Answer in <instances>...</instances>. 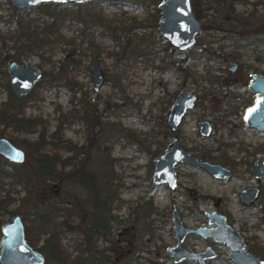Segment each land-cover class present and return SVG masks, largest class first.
Wrapping results in <instances>:
<instances>
[{"label": "rangeland", "instance_id": "1", "mask_svg": "<svg viewBox=\"0 0 264 264\" xmlns=\"http://www.w3.org/2000/svg\"><path fill=\"white\" fill-rule=\"evenodd\" d=\"M95 1L100 2L104 15L113 20L110 27L95 22L90 26V13L97 9L93 4ZM143 1H49L17 8L9 0H0V107L8 99L5 70L10 59L36 64L44 75L63 69L70 81L42 82L33 87L36 101L24 108L26 118L38 120L31 130L0 122V134L24 151V161L17 165L0 154V173L7 175L0 194L4 195L7 190L13 197L7 207L0 209V237L2 224L14 215L24 216L27 224V217L33 218L35 209L62 196L69 202L67 213L57 218V224L65 230L61 243L70 257L87 256L89 248L82 242V231L91 225L95 213H100L98 209L112 191L115 194L109 204L110 232L96 241L99 249L109 251L106 264H134L135 261L139 264H174L167 250L175 242L170 219L173 203L184 223L190 226L206 224L205 210L217 209L227 214L231 223L244 234L248 249L264 258V177L256 179L250 172L254 161L264 156V133L246 126L242 119L244 108L253 102L257 93L239 80L247 69L254 68L264 74V31L255 29L264 23L261 22L264 20V0H197L203 3L198 4L197 17L204 24L214 14L229 12L226 8L230 4L232 18L240 14L254 23L238 25L233 31L230 27L226 29L228 31H202L187 54L178 49L173 53L179 62V70L168 60L161 61L163 57L168 59V49L163 42L145 40L139 44L143 53L139 56L134 47L138 46L134 43V28L129 26L125 32L122 29V23L127 24L136 17L142 21L145 31H158L157 20L153 22L147 8L153 3ZM53 9L59 11L55 18ZM15 13L23 25L39 34H45L56 23L61 36L29 50L31 38L23 26L12 21ZM126 32L130 35L126 36ZM222 41L228 42L221 50L226 53V58L202 48L212 46L217 49ZM146 53H150L151 62H147L149 56ZM91 57L97 58L105 77L98 90H94L90 76ZM233 61L238 66L231 72L228 66ZM69 83H75L76 93ZM181 85L187 93L198 95L194 108L185 114L177 132L181 146L201 158L231 167L234 174L219 179L202 167L181 162L176 164L179 184L170 190L165 184L152 183L151 173L155 157L175 133L168 130L164 119ZM80 97H84L91 111V121L87 123L74 117L63 122L58 112L78 108ZM15 108L14 102L10 101L5 112L13 115ZM204 117L213 126L209 136H201L198 132V122ZM59 122L63 137L82 147L75 156L71 149L55 147L52 143ZM96 122L100 129L94 133ZM41 132L42 144L36 148L35 142ZM118 132L116 138L114 135ZM104 142H107V150L99 148ZM55 148L57 154L62 155L56 166V177L39 180L34 186L33 203L20 205L25 189L19 183H8L11 169L30 171L36 176L40 153H53ZM222 155L228 156L232 165L224 164ZM106 156L110 158L109 166L103 159ZM69 157L70 162L62 164L63 159ZM249 184L258 185L260 193L257 199L244 204L238 193ZM42 238L35 246H40L46 255L44 264H52L55 259L48 248L41 247ZM204 244V239L196 235L189 236L184 242L187 248L196 249H201ZM214 248L218 250V258L210 264H231L226 244ZM183 264L197 263L185 261Z\"/></svg>", "mask_w": 264, "mask_h": 264}, {"label": "water", "instance_id": "2", "mask_svg": "<svg viewBox=\"0 0 264 264\" xmlns=\"http://www.w3.org/2000/svg\"><path fill=\"white\" fill-rule=\"evenodd\" d=\"M17 8L33 7L42 2H76L82 3L88 0H9ZM159 17L157 29L160 35L173 47L180 51L192 48L197 40V34L202 28V23L195 16L191 0H160L157 4ZM90 76L94 90H98L104 82V74L97 58L89 59ZM11 91L18 95H26L33 85L42 78V68L30 62L20 63L11 59L7 65ZM251 88L258 92L252 104L246 107L243 118L247 126L254 127L264 133V75L252 74ZM27 85V87H25ZM196 93L186 94L181 88L175 95L167 115V124L175 129L182 116L189 107H193ZM100 129V124L95 123L93 132ZM211 123L208 119H202L199 130L202 135L211 133ZM0 154L13 162L24 161V151L11 140L0 135ZM188 163L204 168L217 178H225L233 175V171L220 163L201 159L194 153L186 151L174 137L168 148L159 152L154 159L151 173V182L154 184L166 183L171 189L177 185L175 165ZM251 174L260 179L264 177V157L255 161L251 168ZM258 185H248L239 192V198L244 203L254 201L259 195ZM209 223L215 226L187 227L184 225L178 209L173 205L171 210L172 228L174 230L175 244L168 247L169 255L174 264H179L184 259H197L200 264H206L204 257L214 256L215 252L210 247L202 253L185 248L182 244L188 232H196L204 237L212 236L216 241L226 242L233 257L232 264H264V258L251 251L244 250L246 242L244 236L227 222L226 216L216 211H209ZM46 255L31 244L25 234V223L21 215L16 214L11 220L1 226L0 237V264H44Z\"/></svg>", "mask_w": 264, "mask_h": 264}, {"label": "trees", "instance_id": "3", "mask_svg": "<svg viewBox=\"0 0 264 264\" xmlns=\"http://www.w3.org/2000/svg\"><path fill=\"white\" fill-rule=\"evenodd\" d=\"M144 2L143 0H141ZM146 2L153 3V6H147V8L150 10L152 17H153V22L155 23L156 20L159 17V11L157 7V2L160 0H145ZM192 2V7L194 9V12L196 15L199 16V5L198 4H203L202 1L197 2V0H191ZM93 4L97 7L96 10L92 11L90 13L91 17V24L92 23H101L104 24L108 27L111 26L112 24V19L105 16L102 7L99 1L93 2ZM47 5H49L47 3ZM56 6H63V4H55ZM205 9L207 7H204ZM218 9V8H217ZM229 12H226L225 14L220 15H212L209 19L208 22L206 23L208 29L209 27H214L215 30H226L228 27L230 28H235L238 25L241 26H246V25H252L254 22L250 20L248 17H243L240 14L235 15L233 18L236 20H231V13L233 12V8L231 4L226 8ZM53 17H56V14L59 13V11H55L53 9ZM57 12V13H56ZM17 13H15L12 17V21L18 22L21 26L24 27V30H26L27 36L31 38V42L28 45V49H34L39 47L42 43L45 42H53L55 41L59 36H61L60 30L58 25L55 23V25L45 31V34H39L37 32L32 31L27 25H23L21 20L19 19L18 16H16ZM230 14V15H229ZM232 18V19H233ZM259 22V21H258ZM261 22H264V20H261ZM157 23V22H156ZM143 23L141 20H137L136 17L131 18L130 22L127 24L122 23V29L125 32V28L127 27H133L134 32L133 35H136L135 39V44L138 46L135 47V52L136 54H139V56L142 53L140 49V45L142 42L145 40L151 42V43H156V42H163L166 46L165 48L168 49V59H165L164 57L162 58L163 61H170L172 63V66L174 69L179 70L180 65L179 62L174 59L173 53L177 52L175 47L171 46L157 31L156 29L151 30L150 32H147L142 28L141 26ZM232 26V27H231ZM256 30H263L264 31V23L258 27H255ZM113 34H116V29H113ZM126 36L130 35V33H125ZM226 42H222L219 45V48H223L224 45H226ZM202 48L204 49H209L207 46H203ZM190 49L185 50L184 53H188ZM148 54L149 58L147 62H151L152 59H150V53ZM162 67H165L162 65ZM6 72V70H5ZM5 85L7 88L8 92V99L5 104H3L0 107V122H3L4 124H10L14 128H21L26 131H29L32 129V126L34 123L38 122L37 119L35 118H26L24 116V108L27 104L33 103L36 101V91L33 92V89L27 93L26 95L23 96H17L15 95L9 87L8 84V74L7 72L5 73ZM61 80H66V82H70L67 78V75L63 69H60L59 71L55 73H48L46 75H43L42 79L38 83L42 82H48L51 84H57L58 81ZM75 84V83H74ZM74 84H70V88L73 90L74 93H76L77 88H75ZM34 93V94H33ZM13 101L15 108V112L13 115H9L7 112H5L6 107L9 105V102ZM87 103L84 100V97L79 98V107L70 109L67 111H59L58 116L60 119H63V122H69L71 121L74 117L81 118L83 121H86L87 123L91 121V111L87 108ZM1 131V130H0ZM2 132V131H1ZM53 136L55 137V140L52 141L53 145L55 147H64L65 149H71L74 153L73 156L78 154L80 150H82V147L75 144L68 138H64L62 135V126L61 123L59 122L55 128V131L53 132ZM116 138L119 137V132L114 135ZM42 138H43V132L40 133V137L36 140L35 143L39 148L40 145L42 144ZM107 142H104L102 146L99 148H103L107 150ZM58 152L55 151L53 153H47V152H41L39 157H38V162H37V173L40 174L38 175L36 173V176H33L32 172L30 171H24L21 169H11L10 173V179L8 183L15 184L19 183L22 185V187L25 189L24 195L21 196L20 198V205H27L30 206L32 204V197H33V191H34V186L36 183L42 180H51L56 177V166L60 161V157L62 155H58ZM57 154V155H56ZM105 163L109 166L110 158L107 156L103 158ZM71 157L69 158H64V161H69L70 162ZM62 161V160H61ZM36 171V170H35ZM7 176L6 173H0V191L2 190V186L5 184L4 183V177ZM107 194L108 200H104L105 203L104 205L98 209L100 213H95V216L93 218V221L91 225L86 227L82 232L84 234V237L82 239L83 244H85L86 248H89V253L87 256H83L81 254L74 255V257H70L68 252L65 250L64 246L61 243V238L65 234V230L62 229V226L57 224V218L58 216H61L64 213H67L68 210V200H63L62 196H60L57 200H51L50 202H47L44 204L43 207L39 209H35V211L32 213L33 218H30L29 216L27 219L29 222L25 224V234L29 242L33 245H36L37 242L42 238L43 243L41 247L48 248L50 253L52 254L53 258L55 259L54 263L52 264H106V260L109 257V251L107 249L103 248H98V245L96 243L97 239L101 235H105L110 232V227L108 224L109 221V204L111 202V199L114 197V192ZM111 194V195H110ZM110 196V197H109ZM13 197L9 195V192L6 190L4 195L0 194V209L2 207H7V204L9 201L12 200ZM6 204V205H5ZM18 212V211H17ZM100 214V215H98ZM28 215V214H27ZM24 217V216H23ZM22 217V219H23ZM26 218V217H25ZM40 248V246L38 247ZM85 247L83 248V250ZM82 250V251H83ZM264 251V248H263ZM134 264H139L137 261L134 262Z\"/></svg>", "mask_w": 264, "mask_h": 264}, {"label": "flooded vegetation", "instance_id": "4", "mask_svg": "<svg viewBox=\"0 0 264 264\" xmlns=\"http://www.w3.org/2000/svg\"><path fill=\"white\" fill-rule=\"evenodd\" d=\"M192 9H193V7H192ZM193 12H194V9H193ZM194 14H195V12H194ZM195 16L197 17L198 15H196L195 14ZM200 20V19H199ZM201 21V20H200ZM206 22V21H205ZM208 22V21H207ZM206 22V23H207ZM202 23V22H201ZM206 23L204 24V23H202V28H201V30H200V32L197 34V36L202 32V33H204V32H206V30L208 29V27H207V25H206ZM204 28V29H203ZM235 28H233L231 31H233ZM209 32H211L212 30L213 31H218V30H215V28L214 27H209ZM225 31H228V30H225ZM197 41V40H196ZM222 42H226L227 44L226 45H228V42L227 41H222ZM221 42V43H222ZM220 43V44H221ZM196 44V43H195ZM219 44V45H220ZM219 45L217 46V49L215 48H212V46H208L209 48H210V50L208 49V51L209 52H212V53H215V54H217V55H220L222 58H226L227 56H226V53H221V50L224 48V46H226V45H224L223 46V48H219ZM11 60V59H10ZM9 60V61H10ZM16 60V59H15ZM8 61V62H9ZM21 63V62H20ZM7 65H8V63H7ZM237 66H238V64H237V62L236 61H233L232 62V64L231 65H229L228 66V69H230V71L231 72H234L235 71V69L237 68ZM43 71V70H42ZM7 74H8V84H9V87H10V82H9V71H8V68H7ZM252 74H260V75H264V74H262V73H260V72H258L257 70H255L254 68L253 69H247V70H245V72L244 73H242V75H241V77L239 78V80H240V82L242 83V84H248L249 85V88L250 89H252L251 88V86H250V84H251V82H252V80H253V78H252ZM43 75H44V73H43ZM217 76V75H216ZM43 77V76H42ZM212 78H214V77H210V79H212ZM42 79V78H41ZM40 79V80H41ZM215 79H217V77L215 78ZM40 80H38L34 85H33V87L38 83V82H40ZM33 87L30 89V91L33 89ZM181 88H183L184 89V92L186 93V94H190V93H187L186 91H185V87H184V85H181V87L175 92V94H174V96H173V98H172V101H171V103H170V105H169V107H168V111H167V113H166V116H165V119H164V123H165V125H166V127L168 128V130L170 131V132H175L174 134H173V136L171 137V139H170V141L166 144V147H164L162 150H161V153L165 150V149H167L168 148V146H169V144L172 142V139L174 138V137H176L177 139H178V141H179V143H180V140H179V137H178V135H177V132H178V130H179V128H180V125H181V123H182V121H183V118H184V116H185V114L188 112V110H191L192 108H194V106H195V103H196V100H197V98H198V95H197V93L196 92H191V93H196V99H195V101H194V105H193V107H189V108H187L186 109V111H185V113H184V115L182 116V118H181V121L179 122V124H178V126L175 128V129H172L168 124H167V115H168V112H169V109H170V106H171V104H172V102H173V100H174V98H175V95H176V93L181 89ZM10 90H11V88H10ZM254 92H256L257 94H256V96L258 95V92L257 91H255L254 89H252ZM29 91V92H30ZM28 92V93H29ZM16 95V94H15ZM18 96V95H17ZM256 96H254V98H253V101H254V99H255V97ZM253 103V102H252ZM251 102H250V104H252ZM250 104H248L247 106H249ZM246 106V107H247ZM246 107L244 108V110H243V113H242V119H243V121H244V118H243V114H244V111H245V109H246ZM202 119H208V118H206V117H204V118H201L200 120H199V122H198V132H199V134L201 135V136H205V135H202L201 134V132H200V130H199V123H200V121L202 120ZM209 120V119H208ZM210 121V120H209ZM211 123V122H210ZM244 123H245V121H244ZM245 125H246V123H245ZM247 126V125H246ZM211 127H212V129H211V132H212V130H213V126H212V124H211ZM250 127V126H249ZM254 128V127H253ZM211 134V133H210ZM209 134V135H210ZM0 135H3V134H0ZM209 135H207V136H209ZM3 136H5V135H3ZM12 142V141H11ZM180 145H181V143H180ZM187 151V150H186ZM189 152H191V151H189ZM193 153V152H192ZM221 153H223V152H221ZM3 158H5L6 160H8L6 157H4L3 155H1ZM197 156V155H196ZM197 157H199V156H197ZM264 157V156H263ZM262 157V158H263ZM199 158H201V157H199ZM221 160L224 162V164H227V165H232V163H231V160H227L229 157L228 156H224V155H222L221 157ZM201 159H205V158H201ZM259 159H261V158H259ZM208 160V159H207ZM256 160H258V159H256ZM255 160V161H256ZM8 161H10V160H8ZM255 161H254V163H255ZM10 162H13V161H10ZM211 162H217V163H220V162H218V161H211ZM14 164H19L18 162H13ZM21 163V162H20ZM254 163H253V165H254ZM221 165H223L222 163H220ZM252 165V166H253ZM223 166H225V165H223ZM225 167H227V168H230L231 169V167H228V166H225ZM252 168V167H251ZM175 170H176V165H175ZM232 170V169H231ZM233 171V170H232ZM251 171V170H250ZM176 174H177V172H176ZM233 174H234V172H233ZM233 176V175H232ZM215 177V176H214ZM229 177H231V176H229ZM215 178H217V177H215ZM226 178V177H225ZM219 179H223V178H219ZM162 184H165L166 186H167V184L166 183H162ZM178 184H179V181H178V176H177V185H176V187L178 186ZM249 185H251V184H249ZM254 185H256V184H254ZM248 186V185H247ZM168 187V186H167ZM175 187V188H176ZM244 187H246V186H244ZM243 187V188H244ZM259 187V186H258ZM169 188V187H168ZM174 188V189H175ZM243 188H241V190L243 189ZM170 190H174V189H171V188H169ZM260 189V188H259ZM240 190V191H241ZM239 191V192H240ZM260 193V192H259ZM238 196H239V193H238ZM240 199V198H239ZM257 199V198H256ZM241 201V200H240ZM242 202V201H241ZM242 203H244V202H242ZM251 203V202H250ZM244 204H247V203H244ZM249 204V203H248ZM173 205H175V203H173L172 205H171V209H170V219H171V210H172V207H173ZM176 206V205H175ZM176 208L178 209V207L176 206ZM209 211H216V212H219V213H221V214H224L225 216H226V220H227V222L228 223H230L235 229H237L232 223H231V221L229 220V218H228V216H227V214H225V213H223V212H221L220 210H217V209H211V210H205L204 211V213H205V215H206V217H207V219H206V224H199V225H194V226H190V225H187V224H185L184 223V221H183V218H182V216H181V213H180V211H179V209H178V212H179V214H180V216H181V218H182V221H183V223H184V225H186L187 227H193V228H196V227H202V226H215V224H213V223H209L208 222V219H209V216H208V212ZM22 217V216H21ZM24 221V220H23ZM172 222V221H171ZM173 229V228H172ZM237 230H239V229H237ZM239 232L244 236V234L239 230ZM173 233H174V230H173ZM174 235V234H173ZM191 235H196V236H201L203 239H204V242H205V244L203 245V247L201 248V249H196L195 247H191V248H187L185 245H184V242L186 241V239H188V237L189 236H191ZM244 239H245V242H246V246H245V249L244 250H248V251H251V252H253L254 254H256V255H258V256H260L259 254H257L256 252H254V251H252V250H250V249H248V245H247V241H246V238H245V236H244ZM174 241H175V238H174ZM173 244H175V242L173 243ZM173 244H171V245H173ZM182 244H183V246L185 247V248H187V249H189V250H193V251H195V252H197V253H202V252H204L205 250H206V248L207 247H210V249H211V251L213 250V252H215V255L214 256H207V257H204L203 258V260H204V262L206 263V264H210V261H212V260H215V259H217L218 258V250L217 249H215L214 248V246L215 245H221V244H226L227 245V247H228V249H229V257H230V263L232 264V261H233V257H231V250H230V248H229V246H228V244L226 243V242H223V241H216L212 236H207V237H204V236H202L201 234H199V233H196V232H188L187 234H186V236H185V238H184V240H183V242H182ZM171 245H169V246H171ZM168 246V247H169ZM167 250H168V248H167ZM261 257V256H260ZM185 261H194V262H196L197 264H200L199 263V261L195 258V259H184L182 262H180L179 264H183V262H185Z\"/></svg>", "mask_w": 264, "mask_h": 264}, {"label": "snow or ice", "instance_id": "5", "mask_svg": "<svg viewBox=\"0 0 264 264\" xmlns=\"http://www.w3.org/2000/svg\"><path fill=\"white\" fill-rule=\"evenodd\" d=\"M25 87H27V85H25Z\"/></svg>", "mask_w": 264, "mask_h": 264}]
</instances>
